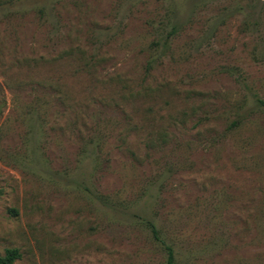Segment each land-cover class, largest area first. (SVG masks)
<instances>
[{
  "label": "rangeland",
  "instance_id": "1",
  "mask_svg": "<svg viewBox=\"0 0 264 264\" xmlns=\"http://www.w3.org/2000/svg\"><path fill=\"white\" fill-rule=\"evenodd\" d=\"M262 101L264 0H0V258L264 264Z\"/></svg>",
  "mask_w": 264,
  "mask_h": 264
},
{
  "label": "trees",
  "instance_id": "2",
  "mask_svg": "<svg viewBox=\"0 0 264 264\" xmlns=\"http://www.w3.org/2000/svg\"><path fill=\"white\" fill-rule=\"evenodd\" d=\"M264 105V102H261ZM153 227V226H152ZM155 232L154 227L152 228ZM167 250V260L166 264H177L174 256L173 249L169 246L166 247ZM20 259V253L13 249V250H7L6 255L4 258H0V264H12L15 260Z\"/></svg>",
  "mask_w": 264,
  "mask_h": 264
}]
</instances>
